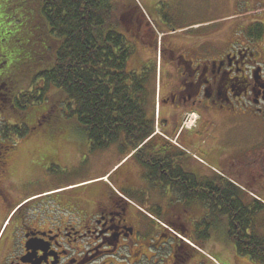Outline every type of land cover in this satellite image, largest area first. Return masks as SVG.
Here are the masks:
<instances>
[{
  "label": "flooded vegetation",
  "instance_id": "af4514ba",
  "mask_svg": "<svg viewBox=\"0 0 264 264\" xmlns=\"http://www.w3.org/2000/svg\"><path fill=\"white\" fill-rule=\"evenodd\" d=\"M178 38L163 40L165 82L161 88V69L159 100L146 103L154 133L130 154L123 139L116 144L118 174L125 173L118 186L101 182L19 200L10 155L16 146L0 131V264H214L189 240L197 226L189 217L207 210L216 218L221 179L232 182L203 166L199 153L222 169L245 165L240 193L249 216L260 207L253 196L264 199V45L254 37L242 46L229 40V49L207 57ZM0 95L1 112L10 92ZM49 155L50 167L66 171L59 156ZM34 177L23 174L22 185Z\"/></svg>",
  "mask_w": 264,
  "mask_h": 264
},
{
  "label": "trees",
  "instance_id": "16d2710c",
  "mask_svg": "<svg viewBox=\"0 0 264 264\" xmlns=\"http://www.w3.org/2000/svg\"><path fill=\"white\" fill-rule=\"evenodd\" d=\"M118 4L116 0H0L5 26L0 35L18 43L22 68L30 66V74L42 68L32 74L31 88L16 98L22 110L42 103L48 89L55 88L61 93L59 100L68 101L70 116L93 152L123 139L130 154L154 133L155 119L149 116L146 103L151 98L149 78L156 76L157 67L153 63L140 73L127 71L136 49L127 35L151 48H157L158 39L147 40V31L152 32L153 27L135 0H125L126 12L120 16ZM10 22L13 26L7 29ZM256 27L259 32L254 36L260 39L264 28L262 24ZM6 63L3 61L0 69ZM15 65L12 63V68ZM37 81L42 86L38 87ZM20 126L3 124L1 131L23 138L26 127ZM152 144L154 141L148 142L143 150ZM221 181L220 211L229 216L228 241L239 256L264 264V237L257 235L252 224L261 206L253 208L250 217L248 206L239 198L241 190Z\"/></svg>",
  "mask_w": 264,
  "mask_h": 264
},
{
  "label": "rangeland",
  "instance_id": "374dc122",
  "mask_svg": "<svg viewBox=\"0 0 264 264\" xmlns=\"http://www.w3.org/2000/svg\"><path fill=\"white\" fill-rule=\"evenodd\" d=\"M116 1L119 2L117 5L118 15L125 14V0ZM137 1L152 17L151 19L155 25H158L147 35V40L156 36L154 41L158 39L159 42V35L170 32L180 37L178 39L181 47L195 49V46L199 45L202 48L203 55H208L207 57L218 54L224 48L229 49L231 47L228 44L230 43L229 40H241L242 44L238 46H242L245 43L244 39L248 42L253 37L251 33L254 31L250 26L252 21L264 23V13L261 10L253 12L259 6L264 5V0ZM7 17L8 20L10 16ZM144 17L147 18L145 15ZM2 18L3 16H0V33H2V28L5 27ZM12 23H8L7 29L13 26ZM123 33L127 35L126 32L123 31ZM7 34L12 35L13 33L7 31ZM236 34H242L243 36L239 37ZM127 37H129L132 44H135L136 48L127 63V71L129 73H140L148 62L157 63L158 61L160 65L162 60L161 76L163 79L161 88H163L165 71L168 69L166 59L160 58L159 60L153 48L131 39L130 36ZM5 38L7 39L0 35V55L4 58L0 60V65L3 61H7L4 68L0 69V75H3V79L0 80V89L8 93L9 88H11V93L9 98L6 96V100L10 99L7 107L2 108L4 111L0 112V130L3 124L26 127L23 138L13 136L12 140L18 146H16V149L11 150V154L9 153L14 157L12 169L15 186L13 189L19 193L17 195L19 200H24L35 193H59L78 187L90 186L94 183H108L107 180L118 186V177L125 174H118V170L122 165L119 163L118 146L114 144L106 150L92 153L84 132L80 129L76 119L70 116L68 101L59 100L61 99L59 91L50 88L46 93L45 101L28 109H21L16 98H19L21 92L31 88L32 74H36L42 68L32 74H30V66L22 68L18 43L10 40L9 37ZM255 43L258 44L257 46H263L264 37L259 41H255ZM162 46H165V42ZM235 48H238L237 45ZM12 63H16L15 69L12 68ZM160 78V74L158 76L151 75L149 78L147 88L149 97H151L150 100H155L157 97L155 94L156 90L158 91ZM37 86H42V82L38 83ZM163 91L160 100L164 96ZM2 98L5 97L0 95V100ZM156 120L158 119L156 118ZM8 134L4 133L2 135ZM51 153L61 158L66 164V171L49 166L47 158L50 157L49 154ZM198 156L202 158L200 162L203 163V166L221 171V174L230 179L232 183L235 181L238 185H243L244 177L242 173L245 165L231 164L232 167L229 168L228 166L222 169L213 162L210 156L201 153ZM39 169H41V172L36 173ZM124 172H126V169H124ZM25 173L36 177L32 178L29 184L23 186L21 178ZM239 198L244 199L243 196ZM15 200L17 199L14 198L13 201ZM189 221L191 227L197 224L194 228H189L191 230L187 235L189 240L198 245L215 264H255L249 263L247 257L239 256L233 245L228 241L227 231L230 225L227 214L220 211L215 218L210 217L207 210H203L199 215L189 217ZM252 224L257 235L264 237L263 208L259 209Z\"/></svg>",
  "mask_w": 264,
  "mask_h": 264
},
{
  "label": "crops",
  "instance_id": "0c3cea01",
  "mask_svg": "<svg viewBox=\"0 0 264 264\" xmlns=\"http://www.w3.org/2000/svg\"><path fill=\"white\" fill-rule=\"evenodd\" d=\"M258 8H263L262 10H264V5H263V6H260V7H258ZM262 13H264V12L262 11ZM247 261H248L249 263H255V262L251 261V260L248 259V258H247ZM255 264H256V263H255Z\"/></svg>",
  "mask_w": 264,
  "mask_h": 264
},
{
  "label": "bare ground",
  "instance_id": "6f19581e",
  "mask_svg": "<svg viewBox=\"0 0 264 264\" xmlns=\"http://www.w3.org/2000/svg\"><path fill=\"white\" fill-rule=\"evenodd\" d=\"M140 131V130H139Z\"/></svg>",
  "mask_w": 264,
  "mask_h": 264
}]
</instances>
